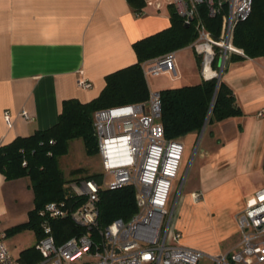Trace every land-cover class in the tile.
Listing matches in <instances>:
<instances>
[{
    "label": "crops",
    "instance_id": "obj_1",
    "mask_svg": "<svg viewBox=\"0 0 264 264\" xmlns=\"http://www.w3.org/2000/svg\"><path fill=\"white\" fill-rule=\"evenodd\" d=\"M170 1L147 0L138 14L129 0H0V146L56 124L66 99L87 102L97 97L109 73L137 62L136 41L171 25ZM186 48L192 57L187 61L177 50L179 76L172 78L181 84L199 83L204 77L197 54ZM84 79L93 86L81 87ZM222 79L245 114L210 124L195 163L201 184L185 195L195 207L190 218L209 219L221 236L203 247L193 236H184L178 218L173 220L184 244L210 254L239 250L238 214L255 203L256 192L264 187V56L229 61ZM7 110L12 125L5 119ZM193 193L201 198L196 200ZM34 197L27 177L8 180L0 172V229L26 222ZM176 203L170 208L174 214ZM23 232L12 236L18 240ZM227 241L226 248L220 247ZM29 246L21 244L15 257Z\"/></svg>",
    "mask_w": 264,
    "mask_h": 264
},
{
    "label": "built area",
    "instance_id": "obj_2",
    "mask_svg": "<svg viewBox=\"0 0 264 264\" xmlns=\"http://www.w3.org/2000/svg\"><path fill=\"white\" fill-rule=\"evenodd\" d=\"M253 1H170L186 23L196 21L197 37L190 47L201 58L204 78L222 79L226 61L234 53L244 54L235 45V29L252 12ZM201 7H206L212 17L223 15L218 37L202 18ZM143 69L148 79L163 73L178 77L177 51L146 60ZM79 85L90 88L93 83L84 79ZM161 113L160 91H151L150 98L143 102L95 112L94 126L104 172L100 180L86 177L73 181V190L87 197L82 204L71 210L56 201L46 205L42 213L49 216L42 223L45 235L37 243L43 258L35 264H80L85 256L94 259L82 264H202L203 259L210 264H264V187L256 192L255 203L238 214L239 250L210 254L182 242L183 234L174 227V211L168 204L186 147L183 140L165 136ZM22 114L29 117L26 110ZM4 116L12 125L11 112L5 111ZM110 174L112 180L107 179ZM129 184L137 189L139 210L130 220L118 218L102 226L101 188ZM193 197L198 200L201 194L193 193ZM66 216L84 230L58 243L52 219ZM0 264H24L13 255L3 229H0Z\"/></svg>",
    "mask_w": 264,
    "mask_h": 264
},
{
    "label": "trees",
    "instance_id": "obj_3",
    "mask_svg": "<svg viewBox=\"0 0 264 264\" xmlns=\"http://www.w3.org/2000/svg\"><path fill=\"white\" fill-rule=\"evenodd\" d=\"M129 1L137 13L142 12L147 5V0ZM168 8L171 25L136 41L134 49L137 62L109 73L106 85L97 97L87 102L77 98L66 99L56 124L27 136H18L0 146V172L8 180L27 177L35 195V205L29 211V219L7 228V236L31 229L39 240L45 235L42 223L49 216L42 213L48 203H64L71 210L87 199L72 188L73 181L82 178L69 179L61 168L60 157L69 152L70 141L79 137L83 138L88 153L98 152L95 112L102 108L148 100L151 89L143 63L167 52L188 47L196 39V21L188 24L173 4H169ZM201 10L208 28L218 37L223 15L212 17L206 7H201ZM234 42L244 54L234 53L230 61L264 56V0L253 1L250 15L236 26ZM197 63L201 65L198 55ZM160 93L161 121L165 136L169 139L182 140L191 133L198 137L207 119L210 125L245 114L233 88L223 79L219 83L218 78H203L199 83L167 87ZM88 178L100 180L101 176L95 174ZM99 207L102 226L118 218L130 220L140 208L137 189L130 184L114 189L101 188ZM52 224L58 243L84 230L69 216L52 219ZM97 238L100 239L99 235ZM38 240L21 251L18 259L22 263L35 264L42 260L43 256L37 248Z\"/></svg>",
    "mask_w": 264,
    "mask_h": 264
},
{
    "label": "rangeland",
    "instance_id": "obj_4",
    "mask_svg": "<svg viewBox=\"0 0 264 264\" xmlns=\"http://www.w3.org/2000/svg\"><path fill=\"white\" fill-rule=\"evenodd\" d=\"M179 53L182 54L184 58L186 56L187 61L188 55H191L192 57V50L190 48L180 49ZM227 69L228 65H226L225 67V70L223 72L224 74L226 73ZM150 83L154 91L170 84H181L180 81H176L172 78L171 73L162 74L160 76H152L150 77ZM209 129L210 125L208 124L198 138L197 135L183 137V140L186 143V147L189 150V157L185 159L184 155L178 177L173 182V188L168 204L169 207L172 208L175 201L177 202L173 219L174 222L178 218L179 225L183 230L184 236H193L198 240L199 245L203 247H206L209 244H213L215 238H217V236L218 238L221 236V231L217 233V231L214 230L215 226L209 219L201 217L191 219L189 212L192 215H196V212L194 210L195 207L194 205L186 202L185 195L191 186L201 184L200 180L198 179V175L195 173V163H197L201 150L206 141L207 134H204L207 133ZM192 159V164H190V161ZM60 165L69 179L85 178L90 175L101 174L104 172L101 153L99 151L92 154L88 153L85 142L81 137L74 138L70 141L69 152L60 157ZM107 179L112 180L113 176L110 174ZM18 241L22 243H18ZM36 241V235L31 230H25V232L20 234V238L18 240L16 239V236L8 237V244L14 256L17 255V249L19 248V246H21V244L34 245ZM228 243V241L223 242L222 244H220V247L222 245L224 246V248H226L228 246ZM93 259L94 258L91 256H85V258L79 261V263L82 264L83 262ZM202 264H210V261L208 259H203Z\"/></svg>",
    "mask_w": 264,
    "mask_h": 264
},
{
    "label": "water",
    "instance_id": "obj_5",
    "mask_svg": "<svg viewBox=\"0 0 264 264\" xmlns=\"http://www.w3.org/2000/svg\"><path fill=\"white\" fill-rule=\"evenodd\" d=\"M228 62H229V61L227 60V61H226V64H228ZM220 80H221V78H219V80H218L219 83H220ZM217 90H218V89H217ZM216 92H217V91H216ZM215 96H216V94H215ZM213 104H214V101H213ZM207 124H208V119H207V121H206V123H205V125H204V128H203L202 132L205 130ZM202 132H201V133H202Z\"/></svg>",
    "mask_w": 264,
    "mask_h": 264
}]
</instances>
